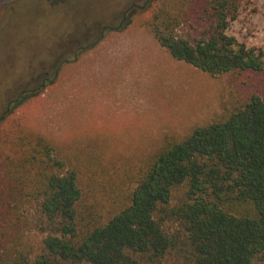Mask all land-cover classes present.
Here are the masks:
<instances>
[{
    "label": "trees",
    "instance_id": "16d2710c",
    "mask_svg": "<svg viewBox=\"0 0 264 264\" xmlns=\"http://www.w3.org/2000/svg\"><path fill=\"white\" fill-rule=\"evenodd\" d=\"M252 0H144L100 24L51 71L2 100L0 123L55 83L64 64L127 29L138 12L174 59L232 82L210 123L168 137L107 212L36 132L0 153V264H264V51L228 34Z\"/></svg>",
    "mask_w": 264,
    "mask_h": 264
},
{
    "label": "rangeland",
    "instance_id": "374dc122",
    "mask_svg": "<svg viewBox=\"0 0 264 264\" xmlns=\"http://www.w3.org/2000/svg\"><path fill=\"white\" fill-rule=\"evenodd\" d=\"M143 2L0 0V114L9 92L38 74L52 76L84 35ZM146 19L138 12L127 29L64 64L55 83L0 123V153L8 149L3 138L16 130L40 134L78 169L90 203L107 212L165 139L215 120L232 82L174 59ZM228 34L264 51V0L247 4ZM257 81L264 89V75Z\"/></svg>",
    "mask_w": 264,
    "mask_h": 264
}]
</instances>
